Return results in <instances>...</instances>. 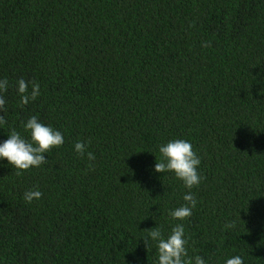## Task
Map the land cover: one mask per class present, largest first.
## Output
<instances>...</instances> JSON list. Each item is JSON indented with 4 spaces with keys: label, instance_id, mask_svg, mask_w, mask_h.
<instances>
[{
    "label": "trees",
    "instance_id": "trees-1",
    "mask_svg": "<svg viewBox=\"0 0 264 264\" xmlns=\"http://www.w3.org/2000/svg\"><path fill=\"white\" fill-rule=\"evenodd\" d=\"M3 79L0 143L33 115L64 143L19 176L0 158V264H159L142 238L176 224L193 264H264V0H0ZM175 139L201 161L190 190L154 170Z\"/></svg>",
    "mask_w": 264,
    "mask_h": 264
},
{
    "label": "clouds",
    "instance_id": "clouds-1",
    "mask_svg": "<svg viewBox=\"0 0 264 264\" xmlns=\"http://www.w3.org/2000/svg\"><path fill=\"white\" fill-rule=\"evenodd\" d=\"M31 84V91H29ZM17 91L20 95L19 104L27 105L34 101L40 94V86L35 81H25L23 78L17 81ZM8 80H0V92H6ZM5 100L0 96V109L4 108ZM5 120L0 116V124ZM29 132L30 140L25 139L21 133L13 129L9 138L0 143V158H7L9 164L13 165L18 171L16 175H22V172L31 167H39L47 162L44 153H48L54 147H60L64 143V137L59 130H54L51 126H46L38 121L37 116L33 115L23 125ZM90 143V142H89ZM75 151L84 157L87 145L82 141H77L74 145ZM159 152L162 159L155 164V171L164 173L165 171L174 172L175 176L183 181L187 189L198 186L201 182L197 168L200 159L193 151L192 144L184 139L170 140L166 144L159 146ZM87 158L91 162L95 159L92 152H87ZM91 169V164H89ZM42 193L38 190H28L24 193L23 199L31 203L33 199H39ZM186 202L170 212L174 219L184 220L192 215V209L196 206V199L191 191L183 197ZM235 222L225 225V228H234ZM185 229L183 224H176L171 233L164 238L160 228L149 229L147 236L143 237L146 247L148 239L157 242L158 262L159 264H193V259L188 257L185 247L187 241L184 238ZM194 264H206L205 260L197 255L194 258ZM226 264H243L242 257L237 255L226 260Z\"/></svg>",
    "mask_w": 264,
    "mask_h": 264
}]
</instances>
